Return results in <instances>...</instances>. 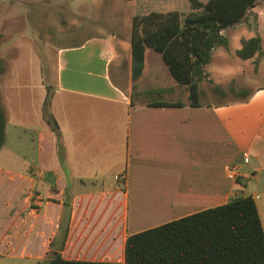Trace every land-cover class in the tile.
<instances>
[{"label":"crops","instance_id":"obj_1","mask_svg":"<svg viewBox=\"0 0 264 264\" xmlns=\"http://www.w3.org/2000/svg\"><path fill=\"white\" fill-rule=\"evenodd\" d=\"M17 1L0 0V42L5 24L8 33L14 28L13 16L4 13L14 14ZM46 1L79 14L110 3ZM226 30L229 45L213 51L225 49L205 65L196 102L163 56H148L153 49L134 75L131 35L130 61L120 56L114 30L60 45L48 56L34 51L38 79L31 64L24 65L20 79L0 86L7 114L0 149L1 257L15 259L11 264H39L46 257L66 189L72 194L61 251L67 259L123 262L130 234L242 194L254 197L264 227V0ZM257 34L260 52L237 56L242 40ZM48 87L62 132L61 156L43 116ZM231 164L239 167L235 180L227 177Z\"/></svg>","mask_w":264,"mask_h":264},{"label":"trees","instance_id":"obj_2","mask_svg":"<svg viewBox=\"0 0 264 264\" xmlns=\"http://www.w3.org/2000/svg\"><path fill=\"white\" fill-rule=\"evenodd\" d=\"M134 75L143 71L147 49L160 53L172 75L186 85L194 102L197 82L217 47H228L222 30L244 21L259 0H131ZM1 38V34H0ZM262 48L257 34L242 40L237 56L247 59ZM6 63L0 57V77ZM157 92L156 89L148 93ZM52 93L43 116L64 150L62 132L51 111ZM7 114L0 96V149L6 142ZM59 228L39 264H264V227L252 195L206 208L130 234L124 261L67 259L62 256L72 214V194L65 190Z\"/></svg>","mask_w":264,"mask_h":264},{"label":"rangeland","instance_id":"obj_3","mask_svg":"<svg viewBox=\"0 0 264 264\" xmlns=\"http://www.w3.org/2000/svg\"><path fill=\"white\" fill-rule=\"evenodd\" d=\"M27 1L18 0L15 7H13V10L16 11L14 14L4 13L8 18L13 16L14 28L8 33V30H5L7 25L5 24V28L1 29L3 37L0 42V57L6 63V73L0 79V86L3 87L6 83L10 84L13 80L20 79L22 76L20 73L24 65L30 68L29 65L31 64L33 77L37 76V78H34L38 79L39 73L33 56L34 51L41 54V56H45L43 54L45 52L48 56L54 53V49L58 46L78 42L93 33L106 35L113 30L117 31L119 37L116 40L120 43V56H124V61H130V20L132 22L133 17V6L130 0L129 2L127 0H110L111 4L105 6L106 8L101 6L97 8V12L80 14L70 11L67 5L55 7L46 0H33V3ZM50 1L55 2L56 0ZM74 6L72 5V7ZM250 20L254 22V17ZM229 33L230 31H225L227 36ZM247 33L249 31L242 34L247 35ZM18 37H23L22 41H16ZM231 44L232 51L237 44V40H232ZM224 50V48H218L213 56H218ZM148 52V56H162L153 50ZM231 56H235L233 51ZM121 70L125 71L126 68L122 65ZM117 72L118 62L114 64L112 74ZM9 136L11 138V131ZM10 143L9 140L8 144ZM251 189L249 184L246 194L250 193ZM11 263L17 262H15V259L0 256V264Z\"/></svg>","mask_w":264,"mask_h":264},{"label":"built area","instance_id":"obj_4","mask_svg":"<svg viewBox=\"0 0 264 264\" xmlns=\"http://www.w3.org/2000/svg\"><path fill=\"white\" fill-rule=\"evenodd\" d=\"M246 161H248V157L245 158ZM239 175V167L237 164H231L230 166H228L227 168V177L229 179L235 180ZM118 180L121 179L120 176L116 177Z\"/></svg>","mask_w":264,"mask_h":264}]
</instances>
